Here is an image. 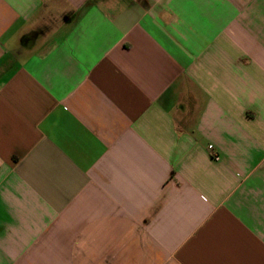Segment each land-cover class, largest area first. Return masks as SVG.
<instances>
[{
    "label": "crops",
    "instance_id": "1",
    "mask_svg": "<svg viewBox=\"0 0 264 264\" xmlns=\"http://www.w3.org/2000/svg\"><path fill=\"white\" fill-rule=\"evenodd\" d=\"M0 264H264V0H0Z\"/></svg>",
    "mask_w": 264,
    "mask_h": 264
},
{
    "label": "built area",
    "instance_id": "2",
    "mask_svg": "<svg viewBox=\"0 0 264 264\" xmlns=\"http://www.w3.org/2000/svg\"><path fill=\"white\" fill-rule=\"evenodd\" d=\"M209 149L211 150L212 149V146H209Z\"/></svg>",
    "mask_w": 264,
    "mask_h": 264
}]
</instances>
